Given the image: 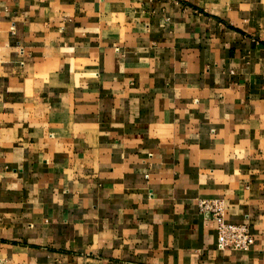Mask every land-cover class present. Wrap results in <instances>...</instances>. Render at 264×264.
Listing matches in <instances>:
<instances>
[{
	"label": "crops",
	"instance_id": "crops-1",
	"mask_svg": "<svg viewBox=\"0 0 264 264\" xmlns=\"http://www.w3.org/2000/svg\"><path fill=\"white\" fill-rule=\"evenodd\" d=\"M0 264H264V0H0Z\"/></svg>",
	"mask_w": 264,
	"mask_h": 264
},
{
	"label": "built area",
	"instance_id": "built-area-1",
	"mask_svg": "<svg viewBox=\"0 0 264 264\" xmlns=\"http://www.w3.org/2000/svg\"><path fill=\"white\" fill-rule=\"evenodd\" d=\"M200 210L217 222L218 245L222 250L249 251L255 243L248 224H233L224 218V204L220 200L200 201Z\"/></svg>",
	"mask_w": 264,
	"mask_h": 264
}]
</instances>
